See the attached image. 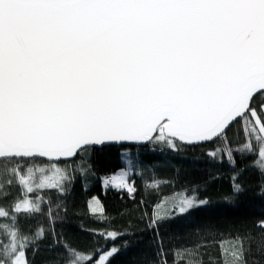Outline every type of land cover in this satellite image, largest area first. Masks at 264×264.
Wrapping results in <instances>:
<instances>
[{
  "label": "snow or ice",
  "instance_id": "obj_1",
  "mask_svg": "<svg viewBox=\"0 0 264 264\" xmlns=\"http://www.w3.org/2000/svg\"><path fill=\"white\" fill-rule=\"evenodd\" d=\"M238 126L244 142L233 148ZM130 142L175 154L223 142L211 160L223 152L235 167L236 155L251 156L264 175V0H0V264H35L49 237L59 264H111L119 233L92 230L113 243L85 253L57 238L55 224L87 175L77 161ZM111 181L135 198L129 172ZM244 191L234 176L226 202ZM208 205L193 196L177 210ZM170 219H150L156 264H201L198 245L164 244ZM257 226L264 233V219ZM248 241L238 232L217 241L222 264H248Z\"/></svg>",
  "mask_w": 264,
  "mask_h": 264
},
{
  "label": "trees",
  "instance_id": "obj_2",
  "mask_svg": "<svg viewBox=\"0 0 264 264\" xmlns=\"http://www.w3.org/2000/svg\"><path fill=\"white\" fill-rule=\"evenodd\" d=\"M231 147L236 148L244 142V136L238 126L228 134ZM223 149V142L208 147L184 148L175 154L161 144L145 148L120 147L103 152L84 154L77 165L86 168L84 178L77 176L66 199L61 201V220L55 224V234L63 242L87 253L97 243L107 245L93 235L92 230L115 231L120 238L114 241L120 251L111 257V264H156L157 256L154 231L149 227L151 217L159 213L172 217L160 225L159 235L166 246L198 245V259L201 264H222L217 241L229 234H248L251 251L247 254L248 264H264V233L257 226L264 219V175L254 167L253 157L235 156L233 167L223 152L221 159L211 160L206 153ZM126 151L127 160L136 166L131 179H134L135 198L126 191L116 190L105 184L111 183V175L126 168L122 160ZM75 167V165L73 166ZM243 186L244 193L235 204H228L226 197L233 193V177ZM110 178V183L106 180ZM160 181L159 187L148 186ZM15 194L16 189L13 188ZM195 196L207 199V208L191 212L187 217L181 214L171 215L164 202L178 198ZM98 198L101 213L89 212L88 205ZM57 197L52 196L53 208ZM159 205V207H157ZM66 208V212L64 209ZM39 223L46 230L51 228L47 217H41ZM62 249L53 245L49 237L35 256V264H59ZM171 256L169 260L171 261Z\"/></svg>",
  "mask_w": 264,
  "mask_h": 264
},
{
  "label": "rangeland",
  "instance_id": "obj_3",
  "mask_svg": "<svg viewBox=\"0 0 264 264\" xmlns=\"http://www.w3.org/2000/svg\"><path fill=\"white\" fill-rule=\"evenodd\" d=\"M122 160H123L124 164L126 165V168L119 169L116 173L111 175V178L114 176H116L118 178L121 171L129 172L131 175L134 174L136 166L133 164L132 161L127 160L126 151L123 152ZM132 181L134 183V179H132ZM111 183H112V181H111ZM108 186H110V184H105V187H108ZM110 187L115 189L114 186H110ZM122 191H124V190H122ZM187 198H190V197H186L185 199H180V200H178V198L169 199V200L165 201L164 204H165V207L167 206V208H169L170 211L172 212L171 215L180 214L178 212L177 208ZM91 203L93 205V208L95 209V211H93V213H101L102 212V207H101V204H100V201L98 198L93 199L91 201Z\"/></svg>",
  "mask_w": 264,
  "mask_h": 264
},
{
  "label": "water",
  "instance_id": "obj_4",
  "mask_svg": "<svg viewBox=\"0 0 264 264\" xmlns=\"http://www.w3.org/2000/svg\"><path fill=\"white\" fill-rule=\"evenodd\" d=\"M147 146H149V145H147ZM147 146H143V145H137V144H134V143H128L127 144V146H125V147H135V148H145V147H147Z\"/></svg>",
  "mask_w": 264,
  "mask_h": 264
},
{
  "label": "built area",
  "instance_id": "obj_5",
  "mask_svg": "<svg viewBox=\"0 0 264 264\" xmlns=\"http://www.w3.org/2000/svg\"><path fill=\"white\" fill-rule=\"evenodd\" d=\"M106 181L110 183V178H108Z\"/></svg>",
  "mask_w": 264,
  "mask_h": 264
}]
</instances>
